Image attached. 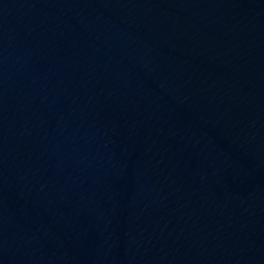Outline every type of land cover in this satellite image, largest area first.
Listing matches in <instances>:
<instances>
[{"label":"water","instance_id":"obj_1","mask_svg":"<svg viewBox=\"0 0 264 264\" xmlns=\"http://www.w3.org/2000/svg\"><path fill=\"white\" fill-rule=\"evenodd\" d=\"M0 264H264V0H0Z\"/></svg>","mask_w":264,"mask_h":264}]
</instances>
